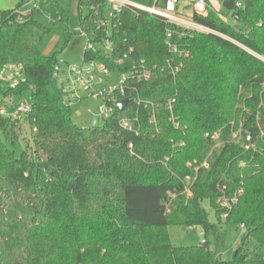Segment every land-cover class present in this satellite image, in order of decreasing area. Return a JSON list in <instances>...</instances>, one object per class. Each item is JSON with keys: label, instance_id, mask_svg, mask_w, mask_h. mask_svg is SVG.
Listing matches in <instances>:
<instances>
[{"label": "trees", "instance_id": "1", "mask_svg": "<svg viewBox=\"0 0 264 264\" xmlns=\"http://www.w3.org/2000/svg\"><path fill=\"white\" fill-rule=\"evenodd\" d=\"M132 1L165 5V0ZM217 2L230 16L236 13L233 20L242 31L223 22L208 3L205 15L191 16L207 33L129 6L114 13L110 50L85 48L82 62L97 61L116 73L142 60L163 65L177 59L168 39L183 53L182 69L172 78L156 68L146 82L130 83L127 107L115 108L107 121L91 128L70 120V106L54 77L58 58L41 53L49 28L37 18L64 24L65 44L82 34L95 45L105 38L97 29L107 19L105 0H77V32L68 27L71 0H38L25 15L18 7L0 10V68L17 67L22 75L13 84L0 77V104L26 100L30 105L22 121L0 117V264H264V255L249 259L245 249L251 240L264 249V141L254 152L224 142L209 157V168L197 172L191 195L184 192V177L194 176L186 163L199 164L210 153L205 134L221 133L223 141L230 136L240 89L243 130L255 138L264 129V62L252 55L264 56V0ZM172 98L179 130L165 107ZM123 120L131 131L121 126ZM7 137L23 140L20 156L8 148ZM239 190L230 210L223 209L218 197L231 201ZM204 200L218 220L225 213L228 225L244 227L229 262L214 260L207 241L185 247L170 241L168 226H202L204 235L212 228Z\"/></svg>", "mask_w": 264, "mask_h": 264}, {"label": "rangeland", "instance_id": "2", "mask_svg": "<svg viewBox=\"0 0 264 264\" xmlns=\"http://www.w3.org/2000/svg\"><path fill=\"white\" fill-rule=\"evenodd\" d=\"M20 0H0V10H11V8L18 7L19 11L22 14H28L30 7L27 5H22L20 3ZM206 3H208V6L212 8L219 16V18L223 21L229 24L233 29L242 31L243 27L242 25L234 21L229 11L227 12L225 9L219 7L217 8V0H207ZM71 11L69 14V22L68 27L70 30L77 32L80 28V20L79 18V5L77 3V0H71ZM87 13L86 8H82V14L85 15ZM192 12L186 8L183 9L182 12H178L176 15L182 21L176 22V25L181 26L189 31H200L207 33L209 32L207 29H200L199 27L195 26V24L192 21L191 14ZM230 16V17H229ZM38 21H40L44 26L46 25L49 28L48 34L45 36V40L43 42L41 53L44 55H54L56 54L58 61L61 63V72L58 74L59 78H63L65 76L64 71L62 70L67 67V65L70 66H79L82 64V55L83 50L86 46V37L84 35H76L72 36L67 44H65V37H64V24L60 23H53L48 20V18L44 16H39ZM96 50H100V46L95 44ZM245 51L251 52L248 49H243ZM252 55H254L257 59H259L261 62H264V56H259L252 52ZM119 74L116 72H112L106 81L108 83H113L117 81ZM0 77L5 78L6 81H10L11 84L15 83L19 79L22 78V75L19 72V69L17 67L12 68H0ZM67 86V85H66ZM76 93L79 92L80 94V88L75 85ZM244 89L239 90V94L237 97V104L235 106L234 114L235 118L231 120L229 124V133L230 136H228V139L223 141L221 139V133H219V138L215 140H210L211 147H210V153H208V156L204 161L207 162V169L208 167V159L209 157H212L216 150H218L224 142H229L230 144L234 143L236 145H241L242 142V135L245 133L243 130V124L246 121V118L243 117V112L245 110V99L241 98L242 101L239 103L240 97L239 95L243 94ZM82 98L80 100H75L71 102L70 105V120L73 122L74 125H76L79 128H91L92 127V120L90 117V114L88 113V110L95 111L97 106L99 105L98 101L95 102L91 98L86 97V95L81 93ZM250 94L247 95L249 97ZM246 97V98H247ZM66 98V97H65ZM20 99H23L21 97ZM8 102H13L10 100H6ZM19 101H16L15 103H18ZM263 106V105H262ZM240 111H239V110ZM237 110V111H236ZM260 118L261 115L257 114V117L255 119V124L257 126L260 125ZM22 129V127H21ZM20 132V131H19ZM24 132V131H23ZM21 131V133L23 134ZM1 138L4 139L2 136ZM7 146L8 148L13 152L14 156H20L21 152L25 149V144L21 138H18V140H15L14 142H11V139L7 137ZM24 139L28 140L27 144L30 146L29 141H31L30 134L26 131L24 134ZM261 141H264V137L255 136V144L258 146V143ZM202 163V162H200ZM240 191V190H239ZM242 191V190H241ZM242 194V192H241ZM240 194V195H241ZM202 206L206 212V217H208L209 222L212 225V228L208 230V232L204 233V230L202 226H193V227H178V226H168L167 227V233L169 235L170 241L174 246L177 247H185V246H196L201 244L203 241L209 242V250H211L212 257L217 262H229L232 260L235 251L237 250L238 243L240 242V239L245 234V230L241 229L239 226L236 225H228L225 222L226 217H222V220H218L217 217H215L214 211L210 206V203L208 200H204L202 202ZM225 215V213L223 214ZM226 216V215H225ZM246 252L248 254L249 259L255 258V255L263 256L264 255V249L259 247L256 243H254L252 240L246 242ZM256 256V257H257Z\"/></svg>", "mask_w": 264, "mask_h": 264}, {"label": "built area", "instance_id": "3", "mask_svg": "<svg viewBox=\"0 0 264 264\" xmlns=\"http://www.w3.org/2000/svg\"><path fill=\"white\" fill-rule=\"evenodd\" d=\"M24 5H28L31 8L38 7V0H20ZM156 3V0H154ZM108 4V11L106 13V18L99 22L97 29H101L105 38L104 41L96 44L100 46V50L109 51L111 43L109 41V19L114 16V13L120 12L125 7H132L134 9L145 11L149 14L155 15L159 18L165 19L167 22L178 23L182 21L176 15L178 12H182L185 7H191V14H206V0H165V5L161 8H158L155 4L153 6H143L139 3L133 2L132 0H105ZM236 7L240 8V4L237 3ZM25 15V14H24ZM192 16V15H191ZM167 37H170V34L167 33ZM166 44L169 51L173 55L177 56V59L173 57L165 60L163 65L153 63L151 66L145 61L133 62L129 71L126 73H118L117 81L113 83H108L105 79L109 77L112 73L105 65L100 62H83L79 66H70L67 65L62 72L64 71L65 76L59 78V73L61 72V63L59 62L53 67L54 77L57 82L58 87L61 90L63 102L67 105H71V102L75 100H80L82 98L81 93L85 94L86 97L91 98L93 101L99 103L96 110H88L92 120V127H98V125L107 121L108 118L112 115L115 108L117 107L118 101L126 99V94L131 90L130 83H142L149 80L153 70L160 69L161 72L167 71L172 78L176 77L180 70L182 69V62L179 60L183 53L178 51L175 46H172L167 39ZM85 48L87 50L95 51V45L86 41ZM186 56V55H184ZM121 61H119L120 63ZM67 85V86H66ZM75 85L80 88L79 92L76 93ZM66 97V98H65ZM128 100V99H127ZM18 103L8 102L7 104H0V117L8 121L14 122L17 120L22 121L24 116L30 112V105L26 100H18ZM176 103L175 99H169L165 107L168 113L169 122L175 130L180 129V123L178 117L174 114V104ZM150 122L154 123L155 118L153 113L151 115ZM121 126L128 131L132 130V125H130L128 120L121 121ZM24 131V129H23ZM260 137H264V129L259 128ZM137 135V133L135 132ZM206 138L210 140H215L219 138V133L215 132L213 135L205 134ZM241 147L246 152L256 151L255 138L249 133L245 132L242 135ZM131 148V145H129ZM242 166V164H241ZM186 167L194 173V176L186 175L184 177L185 184V194L187 197L191 195L190 186L197 175V172L200 168L207 169V162L203 161L202 163H197L196 161L186 163ZM241 190L238 191L232 198L231 201L226 200L225 196L222 195L218 197V203L225 210H230V203L236 202V196L241 194ZM223 193V191H221ZM169 197L172 199L174 195L170 194ZM226 217L225 215H222ZM241 229H244L243 225L239 226ZM204 242V241H203Z\"/></svg>", "mask_w": 264, "mask_h": 264}, {"label": "water", "instance_id": "4", "mask_svg": "<svg viewBox=\"0 0 264 264\" xmlns=\"http://www.w3.org/2000/svg\"><path fill=\"white\" fill-rule=\"evenodd\" d=\"M231 16H232V19H235L237 17L236 13L231 14ZM128 104H129L128 100L124 99V100L118 101L117 107L120 111H123L127 107Z\"/></svg>", "mask_w": 264, "mask_h": 264}, {"label": "crops", "instance_id": "5", "mask_svg": "<svg viewBox=\"0 0 264 264\" xmlns=\"http://www.w3.org/2000/svg\"><path fill=\"white\" fill-rule=\"evenodd\" d=\"M219 7H220V5L217 4V8H218V9H219ZM195 26L199 27L200 29H204V30H205V28H203L202 26H200V25H198V24H196V23H195Z\"/></svg>", "mask_w": 264, "mask_h": 264}]
</instances>
